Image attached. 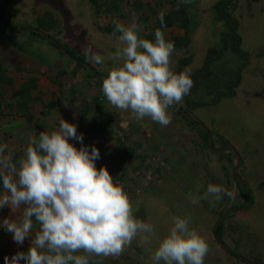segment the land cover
<instances>
[{
  "label": "rangeland",
  "instance_id": "374dc122",
  "mask_svg": "<svg viewBox=\"0 0 264 264\" xmlns=\"http://www.w3.org/2000/svg\"><path fill=\"white\" fill-rule=\"evenodd\" d=\"M54 1L61 10L59 13L62 15L63 23L59 22L57 15L44 11L43 15L36 19V24L31 25L34 30L53 38L56 44L41 36H38L40 41L39 39L35 41V35L30 31L29 33L26 31L27 35L19 34L17 39L21 42L19 46L26 49L24 54L30 57L33 55L35 62L41 59L40 63L23 61L25 63H20L21 67L42 71L54 79H59L57 76L59 67L61 69V63L66 62L71 67L69 74H64L66 79L74 78L73 72H78L80 83L87 75L93 78L95 85L101 89L102 80L107 73L97 71L96 67L100 65L90 62L84 55L83 47L90 45L100 54H107L117 46L114 43H117L116 37L119 34L109 33L107 29L100 27L105 23H108L106 27L109 29L110 24L115 25L111 19L103 15V12L100 14L106 4L96 6L92 26L97 32V37L90 38L87 25L73 18L74 8L66 6L64 0ZM218 1H223L225 12L236 23L235 35L239 39V48L246 53L245 59L231 49V45L235 43L230 33L231 25L234 26L232 21L231 25L230 23L229 26L224 25L222 20L214 15L213 6ZM117 2L121 4V0ZM132 2L135 4L128 2L127 6L131 4V8L137 9L139 13L133 14L130 9L125 13V19H117V23L130 26L135 22L142 25L143 31L139 35L143 38L148 39V36H151L154 40L158 21L167 13L173 12L176 15L174 23L169 27L157 28L164 33L166 40L183 35L181 26L183 21L188 25V43L174 49L170 56V67L176 73L189 72L193 86L189 94L177 105L176 109L181 111V115L175 114V118L180 124L178 122L173 124L171 120L169 125L162 127L147 117L140 121L133 119L125 121L129 128L132 127L136 131L135 134L145 138L146 143L152 146L159 145L164 158H168V163L164 164L165 168H169L164 169L169 180L166 186L153 189L151 184L140 181L134 175L128 173L125 175L124 172L121 174L128 163L125 161L127 156L125 159L123 157L125 155L123 149L114 150L119 148L117 144L112 143L108 146L109 150L105 151L102 166L106 167L110 174H116L112 175L113 180L128 193L134 215L152 224L154 233L146 239L135 238L118 257L99 258L101 264H151V253L170 229L171 218L183 214L191 216L190 227L209 244L210 250L204 264H264V0H230V3L228 0H192L187 4L183 0ZM7 18L9 24L19 25L10 14ZM79 24L83 26L80 27ZM38 25H45L49 30L36 28ZM53 28L61 29L64 35L54 32ZM0 30L9 33V28L1 23ZM2 38L4 35H1L0 40H3ZM5 38L8 39V35H5ZM98 43H108L111 50H103V45ZM58 44L63 50L57 47ZM0 56L13 58L11 50L1 42ZM207 57L209 58L205 61ZM105 64L108 68L114 66L112 62ZM235 82L238 83L236 87ZM59 83L64 85L60 79ZM231 90L235 94L229 97L227 92ZM98 100L102 102L101 105L106 111L109 108L105 105L107 100L102 98ZM67 102L60 101L52 108L54 111L62 110ZM199 103L201 106H196ZM69 107L72 109L73 106ZM172 107L168 110L171 111L170 114H174ZM8 116H11L10 113ZM68 116L69 122L76 125L77 133L83 134V141L91 143L88 138L94 133H89L86 124L83 123L84 115L72 109ZM88 116L92 117L90 114ZM22 120V128L15 132L6 131L5 140L2 133L0 134V142L7 143L9 147L20 152L25 148L29 135L51 130L50 122L57 118L41 116ZM103 125L105 134L110 133L108 130L111 124L104 122ZM207 131L211 134L213 148L206 144L210 143ZM105 134L101 135L104 137ZM106 137L108 141L113 142L119 139L115 135ZM176 140L179 141V145L176 144ZM228 145L231 149L227 147ZM210 150L219 151L214 154ZM234 152H237L240 158L237 171V157L233 155ZM233 174L240 178H237L238 183ZM121 175L128 176L124 180ZM174 182L178 185L176 186ZM209 183L222 184L234 191L235 197L230 199L225 196L216 202L215 206H210L207 199L192 204L191 199L201 196ZM246 186L249 190L248 202L245 209H241ZM224 212L226 213L220 222L221 240L225 246L222 247L213 229ZM9 215H14L9 209L0 210V219ZM28 247V239H25L23 245H17L10 233L0 229V264H4L5 256L11 258L17 251H27Z\"/></svg>",
  "mask_w": 264,
  "mask_h": 264
},
{
  "label": "clouds",
  "instance_id": "9594fccd",
  "mask_svg": "<svg viewBox=\"0 0 264 264\" xmlns=\"http://www.w3.org/2000/svg\"><path fill=\"white\" fill-rule=\"evenodd\" d=\"M114 31L119 33L117 46L107 54L83 47L94 65H114L102 80L103 97L137 121L147 117L162 127L169 125L168 110L193 86L189 72L176 73L170 67L174 43L160 29L154 40L143 38V26L135 22L115 23ZM99 158V149L83 145V134L63 118L54 130L29 135L19 156L0 142V210L14 214L0 219V229L17 245L29 241L27 251L5 256L4 264H101L99 258L118 257L135 238L154 233L152 224L134 215L128 193L107 168L96 167ZM225 196L232 199L235 193L209 183L191 203L207 199L215 206ZM191 222L188 214L171 218L170 229L151 253V264H204L209 244Z\"/></svg>",
  "mask_w": 264,
  "mask_h": 264
},
{
  "label": "crops",
  "instance_id": "0c3cea01",
  "mask_svg": "<svg viewBox=\"0 0 264 264\" xmlns=\"http://www.w3.org/2000/svg\"><path fill=\"white\" fill-rule=\"evenodd\" d=\"M132 1L133 0H121V4H119V6L117 7L116 5H114L117 0H64V2H66V6L74 8V10L71 9L74 16L73 18L75 20L77 18V21L79 23L81 22L83 23V25H87L88 33L90 32V38L91 36H93V38L97 37V32H95V30L93 29L94 25L92 23V20L96 15L95 11L97 5L102 6L106 4L105 6H103V11H100V14L103 12L104 16L111 19L112 22L117 23V19H125V13L132 9L131 4L127 6L128 2L135 4ZM4 2L5 0H0V17L2 15L4 17V11L7 7V14H10V17H12L15 22L19 23L18 26L13 23H8L9 25H7V28H9V33H12L16 38L19 34L21 35L24 33L25 35H27V33H29L28 31H30L31 33L32 31H36L32 28V25L36 24V19H39L43 15L44 11H50L53 14L57 15L59 22L63 23L62 15H60L59 13L61 10H59L57 5H55L54 0H10V2L7 3L5 9L3 10ZM142 3L144 2L142 1ZM101 6L99 9L102 8ZM132 13H136L137 15L139 12L137 9H132ZM4 19L6 18L4 17ZM89 19H91V21ZM3 22L4 21L2 20V22L0 23L4 25ZM107 22H109V20ZM10 25L14 27V30L11 29ZM83 25L79 24L80 27H82ZM106 26H108V23H105L100 27L108 29ZM109 26L111 29L110 31H108L109 33L119 34L114 31L115 25L110 24ZM36 28H45L49 30L45 25H38L36 26ZM54 32H60L62 35H64L61 29H54ZM9 33L6 34L5 32L0 30V37L1 35H4V38H2L3 40H0V42L7 46L13 54V58L0 56L1 70L5 74V77H7V79H10L11 82L10 84L7 82H0V134L2 133L1 135H3V140H5L6 131L13 130L15 132V130H17L18 128H22L23 118L33 119L34 117L38 118L41 116H45L46 118L50 119L53 116L54 119V117H56L57 120H52L50 122L51 130H54L59 119L63 118L69 122L68 115L70 110L76 109L77 113H82L84 115L82 121H84L83 123L86 124L85 126L89 130V133H94L93 136H90V138H88L89 140H91V143H87L88 141L84 140L83 145L88 146L89 149L92 146L100 149V158L96 161L97 168H100L103 165L102 163L104 162L105 151L109 150L108 146H111L112 143H115L119 146V148H115L114 150L119 151L120 149L121 151V149H123L125 152V155L123 156L124 159L127 156V159L125 161L128 164L126 168L121 171V174L122 172H124L123 174L125 175L127 173L128 175H134V177L140 179V181H144L145 183L148 182L149 184H151L150 186H153V189L161 188L162 186H166L169 183V180H167L166 177V171H164V169H169L167 167L165 168L164 165L168 163V158H164L163 153H161L163 151H160L158 147L159 145L152 146L146 143L144 141L145 138H142L140 135L135 134L136 131L132 129V127L129 128L127 126L128 124H126L125 121H128L129 119L137 121L130 112L116 109L108 102H106L105 105L109 108L105 111L104 107L101 105L102 102L100 103V101L98 100V98H105L101 93V89H99L95 85L94 79L90 78V76L85 75L81 83L79 80L80 77L78 75V72H73V75L75 74V76L74 78L70 79H66V76H60L59 79L64 82V85H61L59 83V79H54L53 77H50L49 74H45V72H38L31 68L21 67L20 63L28 62V60L30 62H35L33 59L34 57L33 55H31V57L30 55L27 56V54H24V51H26V49L20 47L19 44L10 42L9 38H5V35H9ZM37 39H39L38 35H35V41H37ZM28 40L30 41L31 39L29 38ZM71 41L73 40L71 39ZM114 44L117 45V43ZM102 45L103 50H111V48L108 47V43H102L101 46ZM40 62L41 59L36 60L35 63ZM61 64V69L58 65V74H62L63 71H65V74H69V72L71 71L70 65L66 62H62ZM90 65L92 64L90 63ZM96 68L99 72L105 71L106 73H108L109 70L106 64L100 65V67ZM60 101L68 102L64 104L65 106L64 108H62V110L58 109V111H54L52 107H56V105L59 104ZM70 105L73 106L72 109L71 107H69ZM176 110V108L172 107V111L174 112V114H171V120L173 124L174 122H178V124H180V121L176 120L175 114H178L179 116L181 115V111ZM9 113L11 115L10 117L8 116ZM17 114L21 116H17ZM88 114L92 115V117H89ZM104 122L111 124L109 125L110 130H108V132L110 133L108 134H105V129H103ZM99 133H104V137ZM106 135H115L119 137V139L114 142L111 140L108 141ZM70 142L74 143L76 147L81 146L79 142ZM175 142L179 145V141L176 140ZM219 150L210 151L215 154ZM15 152L16 155L19 156L23 151L20 152L19 150H15ZM234 153L237 154V152ZM227 156L229 157L228 154ZM172 169L173 167L170 168V172H172ZM114 174L115 173H111V175L113 176ZM126 177L123 176L122 178H124L125 180ZM174 183L176 186L178 185L176 182Z\"/></svg>",
  "mask_w": 264,
  "mask_h": 264
},
{
  "label": "trees",
  "instance_id": "16d2710c",
  "mask_svg": "<svg viewBox=\"0 0 264 264\" xmlns=\"http://www.w3.org/2000/svg\"><path fill=\"white\" fill-rule=\"evenodd\" d=\"M10 2V0H5V2H4V6H3V10L5 9V7H6V5H7V3H9ZM223 1H218L217 3H215V5L213 6V9H215L214 10V15L216 16V18L217 19H220V20H222V22L224 23V25H228L229 23H230V21H232L230 18H229V16H228V13H226L225 12V8L226 7H224L225 6V4H223L222 3ZM228 2L230 3V0H228ZM118 2H116V3H114V5H118L117 4ZM118 7V6H117ZM183 13H184V11H183ZM185 14V13H184ZM7 16H8V14H7ZM176 15L173 13V12H171V13H167V14H165L164 16H162V19H163V25L161 24V18L159 19V21H158V25H157V27H156V29L158 28V26H161V27H169V26H171L172 25V23H174V21H175V19L174 18H176L175 17ZM2 20L4 21L3 23H4V25L5 26H7L8 25V18L7 19H4V17H3V15L0 17V22H2ZM185 22L183 21L182 23H181V26H182V30H183V35L180 37V36H178V37H173V38H171L170 40H168V41H172L173 43H174V49H176V48H178V47H180L181 45H185L186 46V44L188 43V34H189V28H188V25L186 24H184ZM232 23L234 24V26H232L231 25V23H230V25H231V35H232V37H233V39L235 40L234 42L235 43H233L232 45H231V49L233 50V52L234 53H236L239 57H241V58H243V59H245L246 58V53L243 51V50H241L240 48H239V46H238V42H239V39H238V37L235 35V22L234 21H232ZM229 26V25H228ZM10 27H11V29L12 30H14V27L12 26V25H10ZM160 29V28H159ZM111 29H107V31H110ZM32 34L34 35H38V36H41V37H43V38H46L44 35H42V34H39L37 31H32ZM8 38H9V40H10V42H13V43H15V44H19L20 45V41H18V39L15 37L14 38V36H13V34L12 33H9V35H8ZM148 39L149 40H153L152 39V37L151 36H148ZM51 43H53L52 41H50ZM53 44H55V43H53ZM56 46V45H55ZM58 47V46H57ZM61 51V50H60ZM66 52L67 53H69L70 55H72V53H70L69 51H67L66 50ZM209 57H207L206 59H205V61L208 59ZM183 66H184V64H183ZM0 82H7V83H11L10 82V79H7V77H5V74L3 73V71L1 70V67H0ZM238 82V81H237ZM237 82H235V87L238 85V83ZM234 91L233 90H231V91H228L227 92V96H229V97H232V96H234ZM196 106H201V104L199 103V104H197ZM173 107L174 108H177V105H173ZM206 144H209L208 142L206 143ZM231 149V148H230ZM235 153H233V155H234ZM235 164V163H234ZM233 176H234V174H233ZM235 176H237L236 174H235ZM234 176V178L236 179V182L238 183V179H240L238 176L237 177H235ZM238 178V179H237ZM244 196H245V192H244ZM250 201H251V198H249V203H250ZM213 232H214V235H215V237H216V239H218V238H220L221 239V235H222V223H220L219 225H218V227H217V229L214 231V229H213ZM224 244V243H223ZM253 264H255V263H253ZM257 264H260V263H257Z\"/></svg>",
  "mask_w": 264,
  "mask_h": 264
},
{
  "label": "water",
  "instance_id": "95a60500",
  "mask_svg": "<svg viewBox=\"0 0 264 264\" xmlns=\"http://www.w3.org/2000/svg\"><path fill=\"white\" fill-rule=\"evenodd\" d=\"M4 17L6 18L7 17V7H6V9H5V11H4ZM40 34H42V35H44L47 39H49L50 41H52V42H54L55 44H56V41L53 39V38H50L48 35H45L43 32H40V31H38ZM58 47H59V49H61V50H63V48H61L60 47V45L58 44L57 45ZM66 53V52H65ZM73 59V58H72ZM184 113V112H183ZM186 114V113H185ZM200 126H203V124L201 125L200 124ZM208 132V131H207ZM209 133V132H208ZM209 141H210V147L211 148H213V145H212V140H211V134L209 133ZM228 148H231V146L230 145H228L227 146ZM236 155V157H237V160H236V171H237V168H238V165H239V161H240V158H239V156L237 155V154H235ZM236 171H235V173H236ZM248 195H249V190H248V187L246 186V195H245V199H244V204H243V206L241 207V209H245V207H246V205H247V202H248ZM225 213L226 212H224L220 217H219V219L217 220V222H216V224H215V226H214V231L217 229V227H218V225L220 224V222L222 221V219H223V216L225 215ZM218 240V242H219V244L222 246V247H225L224 246V244H223V241L220 239V238H218L217 239ZM252 263V262H251ZM255 264H257V263H255Z\"/></svg>",
  "mask_w": 264,
  "mask_h": 264
},
{
  "label": "flooded vegetation",
  "instance_id": "af4514ba",
  "mask_svg": "<svg viewBox=\"0 0 264 264\" xmlns=\"http://www.w3.org/2000/svg\"><path fill=\"white\" fill-rule=\"evenodd\" d=\"M64 72H65V71H63L62 74H60V75L57 73V76H58V77H60V76H64V74H65ZM64 77H65V76H64Z\"/></svg>",
  "mask_w": 264,
  "mask_h": 264
}]
</instances>
